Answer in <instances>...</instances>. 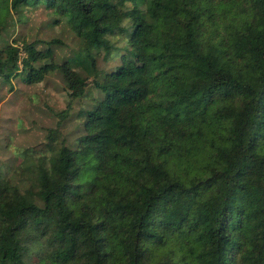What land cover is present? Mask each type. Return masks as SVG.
<instances>
[{
  "label": "trees",
  "instance_id": "16d2710c",
  "mask_svg": "<svg viewBox=\"0 0 264 264\" xmlns=\"http://www.w3.org/2000/svg\"><path fill=\"white\" fill-rule=\"evenodd\" d=\"M107 1L98 16L95 0H0V36L15 11L45 6L80 38L61 66L59 127L90 79L104 95L77 151L62 140L27 153L15 179L0 174V264H33L32 243L52 232L37 215L53 210L78 255L34 264H264V0ZM37 45L1 50L0 75H48L38 64L54 50ZM124 50L102 73L101 52Z\"/></svg>",
  "mask_w": 264,
  "mask_h": 264
},
{
  "label": "rangeland",
  "instance_id": "374dc122",
  "mask_svg": "<svg viewBox=\"0 0 264 264\" xmlns=\"http://www.w3.org/2000/svg\"><path fill=\"white\" fill-rule=\"evenodd\" d=\"M95 3L98 16L111 10L107 0H95ZM22 37L29 43H39L34 50H54V57L38 64H49L51 70L33 84H27L14 73H10L8 80L0 75V174L13 179L17 177L18 165L27 153L36 157L48 156L62 140L77 151L78 141L85 135L84 117L95 107L97 100L104 97L90 79L85 96L75 102L71 115L59 127L58 113L68 105L67 91L70 88L61 66L77 55L80 38L72 31L63 13L45 6L15 11L8 29L0 36V51ZM52 40L61 43L48 47L46 42ZM121 45L125 46L124 43ZM125 51L109 61L101 52L98 68L104 74L114 72L122 64ZM140 64H143L142 59L132 60L133 68ZM75 70L83 77L87 76L82 69ZM52 130L58 131L49 138ZM77 163H80L79 156ZM38 204L44 208L42 201ZM37 221L51 227L52 232L32 243L28 261L34 264L46 256L59 262H73L79 252V236L62 225L54 210L41 211Z\"/></svg>",
  "mask_w": 264,
  "mask_h": 264
}]
</instances>
